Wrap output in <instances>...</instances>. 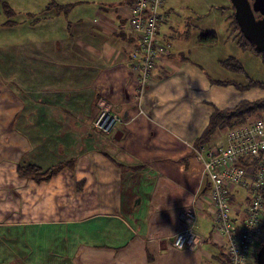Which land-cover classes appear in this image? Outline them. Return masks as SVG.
<instances>
[{
    "label": "crops",
    "instance_id": "1",
    "mask_svg": "<svg viewBox=\"0 0 264 264\" xmlns=\"http://www.w3.org/2000/svg\"><path fill=\"white\" fill-rule=\"evenodd\" d=\"M132 2L64 21L59 38L0 46V264H211L215 247L225 256L194 148L215 108L264 99V90L213 84L204 64L171 50L164 22L166 50L142 88L131 69ZM102 99L119 118L111 134L92 126ZM61 162L48 182L17 173ZM194 205L203 242L177 250L179 214Z\"/></svg>",
    "mask_w": 264,
    "mask_h": 264
},
{
    "label": "built area",
    "instance_id": "2",
    "mask_svg": "<svg viewBox=\"0 0 264 264\" xmlns=\"http://www.w3.org/2000/svg\"><path fill=\"white\" fill-rule=\"evenodd\" d=\"M165 0H133L128 9L130 29L137 35L138 46L132 53V73L141 87L150 80L156 58L166 50L158 39L159 26L167 20L160 10ZM119 122L111 106L104 99L92 126L111 134ZM203 164V175L209 181V200L213 205L215 232L223 239L222 247L229 264L252 262L264 239V120L249 119L225 133L221 144H208L194 148ZM247 191V215L244 219L232 217L229 194L237 188ZM196 206L181 211L184 227L174 237L177 250H194L202 242L196 231Z\"/></svg>",
    "mask_w": 264,
    "mask_h": 264
},
{
    "label": "rangeland",
    "instance_id": "3",
    "mask_svg": "<svg viewBox=\"0 0 264 264\" xmlns=\"http://www.w3.org/2000/svg\"><path fill=\"white\" fill-rule=\"evenodd\" d=\"M110 1L118 0H0V46L25 43L44 36L59 38L64 32L62 29L64 21L66 25L67 21H75L81 17H91L94 21L100 13L99 8ZM5 3L15 11L16 15L13 19L5 12ZM54 3L70 4L72 6L70 13L59 18L53 16L54 19L48 18L39 26L38 24L34 25L35 19L42 15L46 6ZM166 8L171 10V15H167L162 31L169 32L170 35L175 33L176 36H178L179 29L181 32L187 31L186 34H182L183 39L179 40L177 37L174 39L169 35L168 39L173 52L182 51V57L185 56L204 64L211 78L233 79L243 85L247 84L249 79L264 81L263 57L256 54L249 46L243 48L238 44L242 38L240 30L234 22L235 9L230 0H168ZM8 19H15L18 23L14 26L5 24ZM187 19L192 20V25L188 24L189 26H187V22L185 23ZM208 33L214 34L215 38L211 39L212 41H202L201 37ZM231 58H235L236 62L243 66L244 72L236 71L234 68L229 69L228 66L223 65L224 62H230ZM256 118L264 120V111L249 117L251 120ZM227 130H220L219 134L216 132L209 144L222 145L225 141L224 133ZM3 137L0 135V140L3 141ZM1 167L5 168L6 166L1 163L0 169L2 170ZM237 192L239 193L237 201L246 198L247 191L244 188L239 187ZM4 200L5 198L0 194V202ZM205 230L208 232L209 227H206ZM214 249L217 257L210 263L226 264L227 256H224L219 248L215 247ZM252 263L256 264V255L252 257Z\"/></svg>",
    "mask_w": 264,
    "mask_h": 264
},
{
    "label": "trees",
    "instance_id": "4",
    "mask_svg": "<svg viewBox=\"0 0 264 264\" xmlns=\"http://www.w3.org/2000/svg\"><path fill=\"white\" fill-rule=\"evenodd\" d=\"M71 7L72 6L70 4H60V3L49 4L43 10L42 15L35 19L36 23H33V24L36 25L40 22H44L45 20H47L48 18H52L53 16H58L61 14L68 15L71 10ZM4 9H5V12L10 17L12 16V19H13V17L16 15L15 11L7 3H5ZM51 10H54V12H51ZM234 22L237 28L239 29V26L236 20H234ZM17 23L18 21L15 19L14 20L8 19L5 24L14 26ZM240 35H241L242 40L239 41L238 44L242 46L243 48L244 47L246 48L249 46L256 54L261 55L264 60V53L258 52L255 49L254 45L245 39L241 31H240ZM213 38H215V35L208 33L207 35H204L203 37H201V40L207 42ZM223 65L228 66L229 69L234 68L236 71L244 72L243 66L239 64V62H236L235 58H231L230 62L228 63L224 62ZM211 82L213 84H218L221 86L234 85L240 91H246V90H249L252 88H258V87L264 90V81H259V80H254V79H249L248 83L245 85L233 79H226V80L211 79ZM261 111H264V99H260L256 101L243 100L233 107L224 108V109L215 108L214 111L210 115L209 123L206 129L204 130L200 138L197 140L196 147L208 145L216 132L220 130H224V129H229L240 123H243L244 121H246L247 118L254 115L255 113L256 114L260 113ZM66 166H67V162L57 163L47 169H43L42 167L34 165V164L18 165L17 173H18V176L21 178L30 179L40 184L42 182L50 181L55 175H57ZM237 189H234L229 194L230 195L229 203L231 204L232 209H233L231 211V216L244 219L247 215L246 208L248 205V201L246 198H245V203L237 201V197H238ZM211 206L214 209L212 204ZM212 218L214 222V215L212 216ZM214 230H215V224H214ZM196 231H197V228H196ZM222 242H223V239H221V247L223 246ZM224 254L228 258V255L227 253H225V250H224ZM227 264H229V261H227ZM248 264H254V263L251 262Z\"/></svg>",
    "mask_w": 264,
    "mask_h": 264
},
{
    "label": "water",
    "instance_id": "5",
    "mask_svg": "<svg viewBox=\"0 0 264 264\" xmlns=\"http://www.w3.org/2000/svg\"><path fill=\"white\" fill-rule=\"evenodd\" d=\"M235 9V20L246 40L264 53V0H230ZM256 13L262 17L257 18ZM256 264H264V240L257 253Z\"/></svg>",
    "mask_w": 264,
    "mask_h": 264
},
{
    "label": "flooded vegetation",
    "instance_id": "6",
    "mask_svg": "<svg viewBox=\"0 0 264 264\" xmlns=\"http://www.w3.org/2000/svg\"><path fill=\"white\" fill-rule=\"evenodd\" d=\"M250 1L253 2V0H250ZM256 16H257V18L262 17V15L260 13H256Z\"/></svg>",
    "mask_w": 264,
    "mask_h": 264
}]
</instances>
